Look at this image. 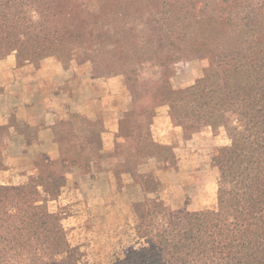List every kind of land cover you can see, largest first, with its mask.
<instances>
[{
	"label": "rangeland",
	"instance_id": "1",
	"mask_svg": "<svg viewBox=\"0 0 264 264\" xmlns=\"http://www.w3.org/2000/svg\"><path fill=\"white\" fill-rule=\"evenodd\" d=\"M15 1L3 12L33 19L38 37L0 50V183L25 184L39 171L66 179L69 187L46 202L77 248L71 263L137 264L125 257L158 250L162 238L175 245L181 215L218 211L213 156L231 143L230 130L181 117L161 85L177 92L216 71L220 43L239 37L225 22L264 16V0ZM94 11L109 18L95 22ZM47 122L90 142L72 151L44 143ZM89 146L118 166L84 162ZM50 255L69 263L63 250Z\"/></svg>",
	"mask_w": 264,
	"mask_h": 264
},
{
	"label": "trees",
	"instance_id": "2",
	"mask_svg": "<svg viewBox=\"0 0 264 264\" xmlns=\"http://www.w3.org/2000/svg\"><path fill=\"white\" fill-rule=\"evenodd\" d=\"M11 2L19 3L0 0V40H6L0 50L4 52L14 44L23 45L25 38L38 37L30 23L33 19L3 12L5 6L11 8ZM105 9L109 10L110 4ZM96 12L91 14L95 22L109 18L108 11ZM237 18L225 22L238 29L239 37L220 43L216 71H206L194 85L177 92L166 81L161 85L163 100L181 117L199 116L230 130L231 143L218 148L213 156L220 172L219 210L181 215L175 245L168 246V240L162 238L158 250L130 255V259L127 256L126 261L134 258L132 262L137 264H264V16L250 11ZM21 25L25 27L21 29ZM185 34L186 31L177 33L182 37ZM217 34L220 38L221 33ZM12 38L15 43L10 41ZM69 39L80 41L78 36ZM206 46L204 40L199 43V48ZM76 135V142L63 138L59 145L68 144L71 150L77 143L89 144L86 133ZM157 147L168 150L165 144ZM60 153L67 154L63 149ZM91 156L97 165L102 159H117L101 155L98 148L81 157L86 162ZM30 180L38 184L0 183V264H55L49 256L56 250L65 251L68 264L76 263L77 248L69 243L60 214L50 211L46 202L69 187L66 179L54 172L39 171Z\"/></svg>",
	"mask_w": 264,
	"mask_h": 264
},
{
	"label": "crops",
	"instance_id": "3",
	"mask_svg": "<svg viewBox=\"0 0 264 264\" xmlns=\"http://www.w3.org/2000/svg\"><path fill=\"white\" fill-rule=\"evenodd\" d=\"M55 125L56 124L53 122L45 123V126L43 127L44 133L46 136L43 139L44 143L59 144V140L60 139L62 140L63 138H65L71 142H73V141L76 142V140H74L77 136L75 132L64 133L61 130V128H59ZM88 152H93V150L89 149ZM98 164H99L98 165L99 167L111 169V168H115L117 166L118 161L115 158H106V159L100 160Z\"/></svg>",
	"mask_w": 264,
	"mask_h": 264
}]
</instances>
